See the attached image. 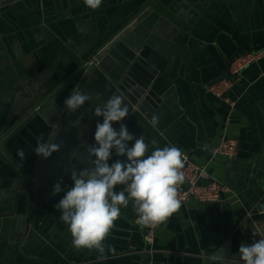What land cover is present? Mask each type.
Segmentation results:
<instances>
[{
  "label": "crops",
  "instance_id": "crops-1",
  "mask_svg": "<svg viewBox=\"0 0 264 264\" xmlns=\"http://www.w3.org/2000/svg\"><path fill=\"white\" fill-rule=\"evenodd\" d=\"M149 1L104 0L92 10L83 0H0V136L31 102L39 104L37 115L4 142L28 186L21 190L0 171V264H210L227 243L226 264H243L239 244L264 237V213L257 212L264 204V58L226 94L232 108L207 91L236 52L264 48V0H152L135 31L143 57L156 52L163 62L141 97H148L146 113L134 104L122 122L134 137L143 135L149 152L175 145L228 190L215 203L181 205L156 229L151 248L131 202L105 238L103 259L95 249L71 246L54 206L64 192L52 195V186L60 181L66 190L73 168L91 167L87 147L102 120L93 109L117 90L116 62L82 74L50 105L35 96ZM74 86L92 101L72 112L63 102ZM224 125L238 141L237 155L211 159ZM49 138L59 149L37 155V140Z\"/></svg>",
  "mask_w": 264,
  "mask_h": 264
},
{
  "label": "clouds",
  "instance_id": "clouds-1",
  "mask_svg": "<svg viewBox=\"0 0 264 264\" xmlns=\"http://www.w3.org/2000/svg\"><path fill=\"white\" fill-rule=\"evenodd\" d=\"M86 7L96 10L104 0H83ZM92 96L74 86L64 99V106L72 112L91 102ZM129 107L120 95L113 94L102 105L93 109V115L101 117L95 124L94 143L88 145L91 167L70 172L72 184L65 190L60 181L52 186V195L64 192L54 205L60 211V220L67 225L74 249H95L103 259L106 236L119 219L122 208L131 202L138 219L144 224L159 225L181 207L177 186L185 180L182 150L175 145L155 147L149 152V144L143 135L134 137L122 122ZM118 123L117 129L114 124ZM158 117L151 116L155 126ZM74 126L79 120L73 122ZM129 142H132L131 144ZM152 145L157 141L152 140ZM60 144L38 139L34 151L49 157ZM23 158L24 151L18 149ZM121 190H117V187ZM243 264H264V237L238 246ZM224 264L223 257H215Z\"/></svg>",
  "mask_w": 264,
  "mask_h": 264
},
{
  "label": "water",
  "instance_id": "water-1",
  "mask_svg": "<svg viewBox=\"0 0 264 264\" xmlns=\"http://www.w3.org/2000/svg\"><path fill=\"white\" fill-rule=\"evenodd\" d=\"M151 3L152 0L146 5L141 6L115 31L98 40L89 54L82 56L72 70L62 72L59 76H54V79L51 80L52 82L35 96L39 98L37 103L47 101V105H50L56 99V95L59 92L76 82L82 74L89 76L97 66L104 68L105 63L111 64V60H114L116 62L113 63L116 68L115 70L119 72V78L116 81L117 90L114 94L120 95L123 98V102L128 105L130 112L133 111L132 106L135 104L136 108L144 113L147 108L148 97L144 96L143 99L141 97L144 95L151 80L157 74V71L161 68L163 62V59L156 52H151L147 57H143L144 42L135 31L144 14L143 12ZM136 17L138 18L136 19ZM91 58H94L96 64H87ZM38 105L35 102H31L27 106V109L17 116L14 122L9 123L10 126L0 136V171L7 170L8 176L15 178L14 184L23 191L28 184L26 179L21 176H27V174L8 155L4 142L27 124L28 120L37 115ZM3 185H8V183H3ZM229 247L230 243H227L215 255H210V264H218V261L215 259L217 256L223 257L224 264H226L227 257L230 255Z\"/></svg>",
  "mask_w": 264,
  "mask_h": 264
},
{
  "label": "built area",
  "instance_id": "built-area-1",
  "mask_svg": "<svg viewBox=\"0 0 264 264\" xmlns=\"http://www.w3.org/2000/svg\"><path fill=\"white\" fill-rule=\"evenodd\" d=\"M264 58V48L252 51L236 52L228 61L226 75L219 80L210 83L207 91L218 100L226 102L228 107L234 106V101L226 97V94L233 88L234 84L240 79L241 72L251 64ZM87 64H96L94 58H91ZM114 126L118 129L119 124ZM226 126H223V134L216 144L211 147V159L215 157H223L225 159H233L237 155L238 141L234 137L225 134ZM184 167L181 171L184 173L185 180L177 186L178 198L181 205L190 200H194L199 204H211L222 200L224 193L228 190L227 185L219 179L213 177L206 166L195 163L187 153H183ZM258 213H264V204L259 203ZM141 224L142 235L146 245L151 248L154 242L156 229L162 224L151 225Z\"/></svg>",
  "mask_w": 264,
  "mask_h": 264
}]
</instances>
